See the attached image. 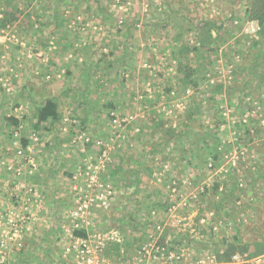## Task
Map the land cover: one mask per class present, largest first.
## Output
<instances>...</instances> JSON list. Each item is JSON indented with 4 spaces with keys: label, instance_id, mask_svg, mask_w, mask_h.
<instances>
[{
    "label": "rangeland",
    "instance_id": "obj_1",
    "mask_svg": "<svg viewBox=\"0 0 264 264\" xmlns=\"http://www.w3.org/2000/svg\"><path fill=\"white\" fill-rule=\"evenodd\" d=\"M251 2L0 0V19L13 17L0 28V215L23 222L11 264H71L64 248L76 230L92 249L103 237L99 264H264V255L217 257L226 242L264 240V86L243 70L257 38L246 33L258 23ZM173 4L183 9L167 13ZM160 14L164 30L150 27ZM102 17L119 38L125 22L140 23L113 55L131 54V67L99 75L110 92L96 101L89 95V104L76 91L60 93L59 121L37 125L46 94L28 89L26 54L37 45L56 53L64 35L100 33L86 21ZM189 20L191 28L183 25ZM206 21L221 29L198 50ZM31 134L34 167L14 154ZM83 202L88 215L76 221L70 211Z\"/></svg>",
    "mask_w": 264,
    "mask_h": 264
},
{
    "label": "crops",
    "instance_id": "obj_2",
    "mask_svg": "<svg viewBox=\"0 0 264 264\" xmlns=\"http://www.w3.org/2000/svg\"><path fill=\"white\" fill-rule=\"evenodd\" d=\"M174 6L175 10H173L174 8H167L166 11V8L164 9V7L162 6L160 11H166L167 13L169 11H174L176 14L181 9H183L182 5L173 4L172 7ZM134 7L136 8V6ZM160 16V24L159 22H156L155 25L150 27H160L164 30L165 27L168 26V20L163 17L162 14H160ZM178 21L179 19H177V22ZM89 23H91L94 29H100V33L93 30L91 31L92 35L84 36L85 38L76 34L74 36L64 35L61 36V39L59 41L60 43L58 45V52L54 53L51 51L52 49L56 50V47L50 48V46H48V48L42 49L37 45L26 54L25 57L27 58V62L25 64L29 66L26 71L28 73L26 77L30 76V79L32 81V83L29 84L30 88L28 89H36L37 91L42 89L44 94H46L43 96L45 99L55 98L56 100H58V97L56 96H59V94H62V92L76 91V97L78 98L79 96L81 99V103L85 105L86 103L89 104L86 99L89 95V100H92V98H94V101H96L101 97L102 91H106L108 93L110 92L107 83L99 81V79L103 80V78H99V75L103 76L104 74H110L111 69H114V73H117L118 71L121 72L124 69L131 67L130 63L125 61L126 58L128 59L129 57H131V54H126L124 60L113 55L120 51L118 49V44L121 42V39L124 40L127 39V37L129 38V35H132V33L134 32L139 34L141 30L135 29V26H138V24L140 23L138 22L130 25L126 24L125 22L124 30H128L127 33H125L127 35L125 38H119V35L115 36L111 33L115 32L114 24L113 22H110L108 18L102 17L98 19L87 20L86 24ZM181 23L182 22H178L179 26ZM183 25L187 28H191L192 26L190 20L183 23ZM109 29L111 30L110 32ZM103 30H105L107 34L102 33ZM183 30L184 29L178 30L179 34L176 35L175 40H179L181 38L180 33H182ZM132 37L135 38L133 35ZM50 43L52 44V42ZM73 43H75V49L73 48ZM17 56L18 55H16V57ZM101 59H119V61H115L113 64L107 62L108 64H106ZM118 67H120L121 69ZM106 78H109V76H106ZM112 87L113 86L110 85V88ZM56 88L58 89L57 91H59V93L53 94V90H55ZM96 92H100V94H98L99 96L96 94ZM111 93L115 94V91H112ZM0 167H2L1 164ZM15 179L17 180V178ZM14 185L16 186L15 183ZM0 200H2V197H0Z\"/></svg>",
    "mask_w": 264,
    "mask_h": 264
},
{
    "label": "trees",
    "instance_id": "obj_3",
    "mask_svg": "<svg viewBox=\"0 0 264 264\" xmlns=\"http://www.w3.org/2000/svg\"><path fill=\"white\" fill-rule=\"evenodd\" d=\"M31 1L33 0H29V2ZM98 6L99 8L101 7L100 3H98ZM100 10L104 12L103 9L100 8ZM248 12L250 18L257 20L259 30L256 32L255 35H250L251 37L257 36V38L251 40V59L244 66L243 70L246 71L249 75L248 81H254V87L260 88L264 86V0H252ZM12 18L13 17H11V14H7L2 19H0V28H5L7 23ZM219 25L220 26H217L216 22L214 21H206L201 25L200 28L197 29V37L200 44L198 50H202L206 45L211 44L213 39L211 31L215 30L214 28L221 29V23ZM193 72L195 71L192 70L191 72H185L186 82H190L189 78L191 77ZM248 81L246 79L244 80V83L247 84ZM262 93H264L263 90L261 91V94ZM34 117L36 119L37 125H40L41 123H55L59 121L61 115L58 110L57 100L55 98L46 99L39 107L36 108ZM7 122L12 124L17 123L16 119L14 118L7 119ZM26 144L27 141L22 140L21 146L25 147ZM214 159L217 160L215 156ZM73 234L78 237H85L83 232H79L77 230L74 231ZM117 249L118 247L115 248V250ZM234 254L243 256L245 260H250L259 256H263L264 240H258L252 243L226 242L225 251L223 252V254H220L217 257L223 261H229L230 257H232Z\"/></svg>",
    "mask_w": 264,
    "mask_h": 264
},
{
    "label": "built area",
    "instance_id": "obj_4",
    "mask_svg": "<svg viewBox=\"0 0 264 264\" xmlns=\"http://www.w3.org/2000/svg\"><path fill=\"white\" fill-rule=\"evenodd\" d=\"M123 21L120 20L118 24L122 25ZM259 30L258 24L251 23L249 27L247 28V32L250 35H255L256 32ZM21 67V63L16 64V68ZM0 73L1 69H0ZM2 80L0 79V82ZM112 123H117V118L114 117L112 119ZM66 130V129H64ZM27 141V144L25 147H22L21 145H18L16 143V152L15 157L20 160L21 163H26L30 167H34V159L32 153V145L34 142H37L38 139L34 134H31L28 138L25 139ZM20 162L17 164L18 166H22ZM10 170L11 168H7ZM20 173H16L15 175H19ZM89 186H92V184H89ZM101 186V185H99ZM17 187V185H16ZM71 217L78 221H83L85 217H87V204L83 202L82 205H79L77 208H74L70 211ZM21 219V218H20ZM18 214H14L12 212L4 213L3 215H0V264H11L12 259L10 257V253L16 249L18 245V240L21 239L22 235V228ZM23 220V219H22ZM79 224L75 226V228H78ZM72 236V244L73 246H66L64 248L65 254H69L71 257V264H99L102 261L101 253L103 249L102 240L103 237L99 236L98 238L101 239V242L98 243V245L94 246V249L89 247V241L88 239L79 238L76 236ZM103 262V261H102Z\"/></svg>",
    "mask_w": 264,
    "mask_h": 264
}]
</instances>
